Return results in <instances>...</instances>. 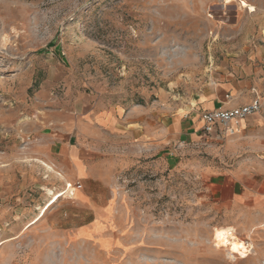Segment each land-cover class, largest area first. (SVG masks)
I'll return each instance as SVG.
<instances>
[{
  "label": "rangeland",
  "instance_id": "obj_1",
  "mask_svg": "<svg viewBox=\"0 0 264 264\" xmlns=\"http://www.w3.org/2000/svg\"><path fill=\"white\" fill-rule=\"evenodd\" d=\"M256 97L239 133L204 135V111ZM86 134L100 170H61ZM246 164L264 170V0H0V264H264V227L215 184ZM228 225L246 258L216 245Z\"/></svg>",
  "mask_w": 264,
  "mask_h": 264
},
{
  "label": "crops",
  "instance_id": "obj_2",
  "mask_svg": "<svg viewBox=\"0 0 264 264\" xmlns=\"http://www.w3.org/2000/svg\"><path fill=\"white\" fill-rule=\"evenodd\" d=\"M88 135H84L81 148L71 140L64 141L59 153L64 162L61 170H67L72 166L82 174L100 170V164L93 162L94 156L91 155L92 151L89 147V143H92L94 138L90 139ZM253 169L246 164L222 172L221 178L215 184L219 186L220 200L223 201L221 204L227 209L235 210L234 216L239 214V218L243 215L244 217H240L242 221L258 223L257 227H264V170ZM238 221L239 219L235 222Z\"/></svg>",
  "mask_w": 264,
  "mask_h": 264
},
{
  "label": "built area",
  "instance_id": "obj_3",
  "mask_svg": "<svg viewBox=\"0 0 264 264\" xmlns=\"http://www.w3.org/2000/svg\"><path fill=\"white\" fill-rule=\"evenodd\" d=\"M262 107L263 104L261 99L256 97L249 103L206 110L200 116L204 135H212L219 131L224 136L236 135L240 132L241 122L249 116L260 112ZM70 185H72V188L75 190L82 188L80 182H77L74 186L71 183L68 187Z\"/></svg>",
  "mask_w": 264,
  "mask_h": 264
},
{
  "label": "bare ground",
  "instance_id": "obj_4",
  "mask_svg": "<svg viewBox=\"0 0 264 264\" xmlns=\"http://www.w3.org/2000/svg\"><path fill=\"white\" fill-rule=\"evenodd\" d=\"M47 167L50 168L48 164H47ZM69 184H71V182L67 181L66 186L63 189L55 193L52 192V197L47 203L46 207L42 208L41 212L31 221V224L29 226L40 221L45 216L47 210L50 209L51 206H53L56 202H58V200L61 197H64L69 191L74 190L72 188V185L68 187ZM235 231L237 230L232 225L215 227L214 228V240L216 242V245L227 248L228 254L233 257L238 255L240 258H246L252 252L253 244L250 241H246L238 237ZM218 233H222V235L218 236ZM240 244H243L244 247L239 249L238 251H234L233 247L235 245H240ZM241 253H243V255Z\"/></svg>",
  "mask_w": 264,
  "mask_h": 264
},
{
  "label": "snow or ice",
  "instance_id": "obj_5",
  "mask_svg": "<svg viewBox=\"0 0 264 264\" xmlns=\"http://www.w3.org/2000/svg\"><path fill=\"white\" fill-rule=\"evenodd\" d=\"M242 2H243V0H242ZM222 235V233H218V236H221ZM244 246H243V244H240V245H235L234 247H233V250L234 251H238L239 249H241V248H243ZM242 255H243V253H241Z\"/></svg>",
  "mask_w": 264,
  "mask_h": 264
}]
</instances>
